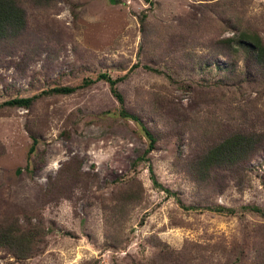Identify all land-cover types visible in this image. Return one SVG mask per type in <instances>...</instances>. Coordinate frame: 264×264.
<instances>
[{"label":"rangeland","instance_id":"obj_1","mask_svg":"<svg viewBox=\"0 0 264 264\" xmlns=\"http://www.w3.org/2000/svg\"><path fill=\"white\" fill-rule=\"evenodd\" d=\"M15 1L25 25L0 37V264H264V67L238 39L264 41V0ZM236 134L256 149L203 168Z\"/></svg>","mask_w":264,"mask_h":264},{"label":"trees","instance_id":"obj_2","mask_svg":"<svg viewBox=\"0 0 264 264\" xmlns=\"http://www.w3.org/2000/svg\"><path fill=\"white\" fill-rule=\"evenodd\" d=\"M25 25V13L24 9L18 5L15 0H0V37H7L11 33H14L21 29ZM239 37L245 42L244 49L253 48L255 50V59L257 63L264 67V41L262 37L251 32L249 29L241 30L238 34ZM97 80H104L110 83L111 91L118 99L120 104L123 105L124 99L122 94L116 88L117 80L113 79L107 73H102L98 76ZM73 88L70 87H56L53 92H73ZM33 101V98H15L8 100L4 104L6 105H21L29 106ZM125 114V112L123 111ZM127 115V114H126ZM133 119L138 120V117L132 116ZM147 137L150 140L149 149L146 152H150L156 143V137L144 128ZM260 138L248 134H236L226 138L221 143L210 149L207 154L202 158V167H221L222 165H236L242 159L247 158L257 147ZM35 141L30 149V153L34 151ZM137 166V163L135 164ZM151 170V169H150ZM226 208H219V211H224ZM231 213V209H228ZM9 234H0V245L4 244L8 240Z\"/></svg>","mask_w":264,"mask_h":264}]
</instances>
